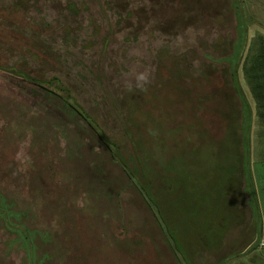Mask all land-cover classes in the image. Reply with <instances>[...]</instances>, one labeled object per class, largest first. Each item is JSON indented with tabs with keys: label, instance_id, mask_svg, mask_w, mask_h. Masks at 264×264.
Instances as JSON below:
<instances>
[{
	"label": "rangeland",
	"instance_id": "obj_1",
	"mask_svg": "<svg viewBox=\"0 0 264 264\" xmlns=\"http://www.w3.org/2000/svg\"><path fill=\"white\" fill-rule=\"evenodd\" d=\"M262 237L264 0H0V264H264Z\"/></svg>",
	"mask_w": 264,
	"mask_h": 264
},
{
	"label": "trees",
	"instance_id": "obj_2",
	"mask_svg": "<svg viewBox=\"0 0 264 264\" xmlns=\"http://www.w3.org/2000/svg\"><path fill=\"white\" fill-rule=\"evenodd\" d=\"M19 75H21L26 81H28L29 83L37 86L38 88L43 89V90L48 91V92H51V93H53V94H55L57 96L59 95L60 97H63L64 100L67 101V102L69 101V98H68L69 97L68 96L69 92L68 91H65V90L61 89V91L64 92V94H65L63 96L62 94H59L58 92H56L55 89H53L51 87V85L57 87L58 84L61 83V80L58 77H53L51 80H45L44 78H36V77L30 76L28 74L27 75L26 74H19ZM235 89H236V91L238 93V96L240 95V97H241V99H242V101L244 103L245 99H244V95L242 94V91L240 90V88L237 85L235 86ZM69 104L73 108V110L85 120L86 123H88L91 127L95 128V130H96V132L98 134V137L103 142V144L108 149H110V150L112 149L114 158H116V160H118L121 163V165L124 166L123 168L125 169V171L130 173L129 170H128V167H126L124 162L121 161V158L118 157L117 154H115L116 147L114 146V144H112L109 140H107L105 138L102 130H100L99 127L94 125L93 121L87 116V114L85 113V111L82 108H80L79 106L75 105L74 103H69ZM141 191H142L143 195H145L147 197V191L145 189H142Z\"/></svg>",
	"mask_w": 264,
	"mask_h": 264
},
{
	"label": "clouds",
	"instance_id": "obj_3",
	"mask_svg": "<svg viewBox=\"0 0 264 264\" xmlns=\"http://www.w3.org/2000/svg\"><path fill=\"white\" fill-rule=\"evenodd\" d=\"M137 79H138V81H142L144 83H147L148 82V78L144 74H141L140 76H138ZM140 86H142V85H140Z\"/></svg>",
	"mask_w": 264,
	"mask_h": 264
},
{
	"label": "built area",
	"instance_id": "obj_4",
	"mask_svg": "<svg viewBox=\"0 0 264 264\" xmlns=\"http://www.w3.org/2000/svg\"><path fill=\"white\" fill-rule=\"evenodd\" d=\"M260 245H261V246H264V238L261 239V241H260Z\"/></svg>",
	"mask_w": 264,
	"mask_h": 264
},
{
	"label": "crops",
	"instance_id": "obj_5",
	"mask_svg": "<svg viewBox=\"0 0 264 264\" xmlns=\"http://www.w3.org/2000/svg\"><path fill=\"white\" fill-rule=\"evenodd\" d=\"M263 238V237H262Z\"/></svg>",
	"mask_w": 264,
	"mask_h": 264
}]
</instances>
